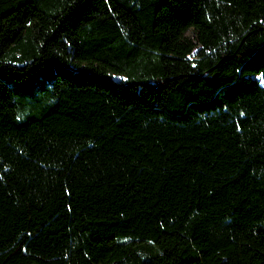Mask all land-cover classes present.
<instances>
[{
  "label": "trees",
  "instance_id": "obj_1",
  "mask_svg": "<svg viewBox=\"0 0 264 264\" xmlns=\"http://www.w3.org/2000/svg\"><path fill=\"white\" fill-rule=\"evenodd\" d=\"M0 264H264V0H0Z\"/></svg>",
  "mask_w": 264,
  "mask_h": 264
},
{
  "label": "rangeland",
  "instance_id": "obj_2",
  "mask_svg": "<svg viewBox=\"0 0 264 264\" xmlns=\"http://www.w3.org/2000/svg\"><path fill=\"white\" fill-rule=\"evenodd\" d=\"M188 36H190V37H192L193 36V34H192V32L190 31V32H188Z\"/></svg>",
  "mask_w": 264,
  "mask_h": 264
}]
</instances>
